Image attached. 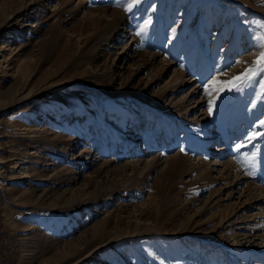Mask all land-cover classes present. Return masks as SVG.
I'll return each mask as SVG.
<instances>
[{
    "label": "rangeland",
    "instance_id": "374dc122",
    "mask_svg": "<svg viewBox=\"0 0 264 264\" xmlns=\"http://www.w3.org/2000/svg\"><path fill=\"white\" fill-rule=\"evenodd\" d=\"M129 3L0 0V264H264V0Z\"/></svg>",
    "mask_w": 264,
    "mask_h": 264
},
{
    "label": "snow or ice",
    "instance_id": "6c2138e0",
    "mask_svg": "<svg viewBox=\"0 0 264 264\" xmlns=\"http://www.w3.org/2000/svg\"><path fill=\"white\" fill-rule=\"evenodd\" d=\"M138 2L139 0H133V3H138ZM133 3L128 4L127 6L128 11H131L133 7ZM141 31H143V29ZM137 34L139 35L140 33ZM262 74H264V51H261L259 53L256 60L252 63V65L246 68L242 73L233 76L231 79L221 81L217 78H213L205 86V90L208 93V95L212 96V99L209 101V113H212L216 103V98L221 92L242 90L245 85H251L254 82H256V78L260 77ZM261 88L264 89V84L261 85ZM260 123L264 124V120H262ZM256 135H264V133H254L253 138H255ZM243 147H245L244 144L238 143L236 145V150L239 151ZM249 175H254V173L249 172Z\"/></svg>",
    "mask_w": 264,
    "mask_h": 264
},
{
    "label": "bare ground",
    "instance_id": "6f19581e",
    "mask_svg": "<svg viewBox=\"0 0 264 264\" xmlns=\"http://www.w3.org/2000/svg\"><path fill=\"white\" fill-rule=\"evenodd\" d=\"M203 146H204L205 148H207V144H203Z\"/></svg>",
    "mask_w": 264,
    "mask_h": 264
}]
</instances>
